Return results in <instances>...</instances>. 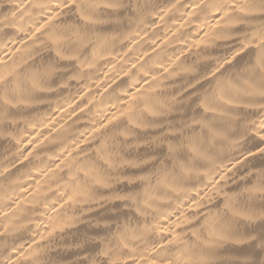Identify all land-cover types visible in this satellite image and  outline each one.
Segmentation results:
<instances>
[{
    "label": "bare ground",
    "instance_id": "6f19581e",
    "mask_svg": "<svg viewBox=\"0 0 264 264\" xmlns=\"http://www.w3.org/2000/svg\"><path fill=\"white\" fill-rule=\"evenodd\" d=\"M0 264H264V0H0Z\"/></svg>",
    "mask_w": 264,
    "mask_h": 264
}]
</instances>
